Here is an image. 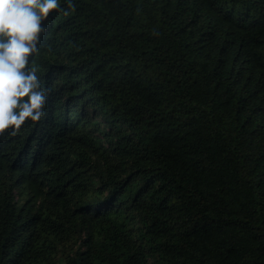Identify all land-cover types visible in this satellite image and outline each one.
Returning a JSON list of instances; mask_svg holds the SVG:
<instances>
[{"label": "trees", "instance_id": "16d2710c", "mask_svg": "<svg viewBox=\"0 0 264 264\" xmlns=\"http://www.w3.org/2000/svg\"><path fill=\"white\" fill-rule=\"evenodd\" d=\"M72 2L0 135V264H264V0Z\"/></svg>", "mask_w": 264, "mask_h": 264}, {"label": "clouds", "instance_id": "9594fccd", "mask_svg": "<svg viewBox=\"0 0 264 264\" xmlns=\"http://www.w3.org/2000/svg\"><path fill=\"white\" fill-rule=\"evenodd\" d=\"M66 3L74 8L72 0ZM54 10L68 14L59 0H0V135L14 136L45 116L49 90L30 60Z\"/></svg>", "mask_w": 264, "mask_h": 264}]
</instances>
